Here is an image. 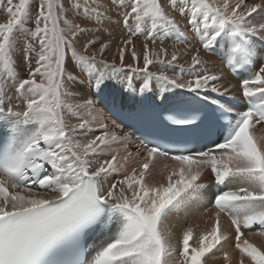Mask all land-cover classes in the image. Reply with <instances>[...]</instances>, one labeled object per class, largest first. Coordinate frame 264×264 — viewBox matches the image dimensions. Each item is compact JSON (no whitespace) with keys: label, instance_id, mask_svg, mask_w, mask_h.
Returning a JSON list of instances; mask_svg holds the SVG:
<instances>
[{"label":"snow or ice","instance_id":"6c2138e0","mask_svg":"<svg viewBox=\"0 0 264 264\" xmlns=\"http://www.w3.org/2000/svg\"><path fill=\"white\" fill-rule=\"evenodd\" d=\"M0 12V264H170L166 221L199 202L209 178L223 186L208 196L215 222L194 245L193 228L183 230L178 264L220 252L232 264L222 214L236 264H264V246L244 231L264 236V136L253 131L264 126V0H0ZM113 23L124 30L118 45L101 39ZM185 29L199 47H178ZM112 46L116 56L105 59ZM208 54L220 70H209ZM85 81L83 91L113 93L122 123L149 129L131 168L132 153L120 157L113 144L127 150L134 133L110 131L92 99L75 102L69 86Z\"/></svg>","mask_w":264,"mask_h":264},{"label":"bare ground","instance_id":"6f19581e","mask_svg":"<svg viewBox=\"0 0 264 264\" xmlns=\"http://www.w3.org/2000/svg\"><path fill=\"white\" fill-rule=\"evenodd\" d=\"M246 2H251V0H246ZM257 2H259V0H257ZM5 19H6L5 14L3 12H0V23L4 22ZM115 19H116V16L113 13V20H115ZM109 30L112 33L111 37L105 34ZM185 30L188 31V39L185 41L184 44L178 45V47L180 49L187 48L189 51H191L194 48L199 47L198 37H196L190 30H188V29H185ZM110 38L113 39L114 45L119 44L120 40L122 38H124V30L122 28V25L115 24V23L110 24V25L109 24L105 25L104 32L101 33V39H110ZM143 42H144L143 36L134 38V44H135L136 51H137L138 55L142 53ZM173 43H174V41L171 38H169L168 40L165 41V46L168 47L169 53H171V51H172L171 46ZM78 47H79V45H78ZM150 47H152L151 44H150ZM155 47H159V42H157V45ZM257 48L259 50H262V55H264V48L261 49L258 46H257ZM116 52H117V50H116L115 46L110 47V49L106 51L105 59L111 60L113 57L116 56ZM205 58L209 60L208 68L210 71H217L223 67L222 62L218 58H216L213 54H208ZM17 59H19V57H17ZM125 59H126V62L130 59V57L127 53H126ZM186 61L190 62V55L189 56L181 55L179 63L185 64ZM258 62H259V60L257 61V63ZM253 67H256V65H254ZM70 70H72V69H70ZM150 70L151 71H159V70H163V69H161L159 65H154V66H150ZM176 70H178V69H176ZM223 71L226 73L227 82H230L232 84H236L238 82V80H236L230 76V74L228 73V71L225 68H223ZM21 74L24 75L23 72H21ZM76 74L80 76V79H82V80L84 79V75L80 74L78 72V70L76 71ZM172 74H174V69L169 70V75H172ZM69 89H70V91L77 93V99L75 102L82 103L84 98L92 99L96 104V109L102 114L103 122L111 124L114 127V124L106 117V114L104 113V111H102L103 105H107L108 103L113 102V93L106 91L104 94H97L95 89H89L87 91H83L84 89H87V82L86 81L84 84H79L78 82L73 83L69 86ZM118 101L126 102L127 100L122 101L121 98L116 97V102H118ZM81 115H84L85 118H89V117H87L86 113L82 112ZM98 119H99V117H98ZM71 122L77 123L78 121L75 118H72ZM115 129L118 130V132L122 133V131L120 129H117V128H115ZM253 131H254V134L256 136H264V129L261 126H257ZM93 134H98V133H93ZM118 145H120V143L113 144V148L118 146ZM128 145H132L135 147L138 146L137 142L133 138H132V141L129 142ZM116 151L119 152L120 157H123L122 153L124 151L122 149H119ZM135 163H136V157L128 162V167L131 168L132 166L135 165ZM164 163H168V162L162 161L159 165V168H162ZM159 168L156 170V172H154V178L155 179H159V176H158ZM119 178H120L119 176H116V179H119ZM205 183H206L205 195L200 199L199 202L194 203L191 207H188L186 209H182L179 213L174 212L171 214V216L168 217L166 223H169V222L171 223V219H173V221L176 223V225H178V226H176L177 228L174 227V228H176L174 230V232L171 231V234L173 236L171 235L172 237H170V238H172V239L170 240V242L172 241L173 246L175 245L174 243H175L176 237L179 234H180L179 240H180V238H182L181 236H182L183 230L186 227L191 226L193 228L194 237L190 243L194 245L196 243L197 237L201 233L209 231L211 229L212 225L214 224L215 218H214L213 213H214L215 209L211 206V200L208 198V196L210 193H213V190L215 188L216 183L211 178H209V180L205 181ZM174 222L172 223L173 226H174ZM169 224H167V225H169ZM220 225H221L222 232H229L230 233V235H229L230 244H226L223 251L230 252L232 254V264H236V261L238 258V252L234 251V244H235L234 229L231 228V222L228 219V217L223 215V214L220 217ZM167 228L169 230L170 226ZM170 229L172 230L173 228H170ZM254 229L256 231H259V229L256 228V226H254ZM244 231H245L246 238L250 239L258 247L264 246V236H259V235L249 236L248 233L251 230H244ZM102 239H103V237L101 235H99V243L101 242ZM218 256H219L218 259L208 258L207 264H226V262L223 260V252L218 253ZM180 259H182V258L180 257ZM178 260H179V258H178ZM170 264H176L174 261V257L172 258Z\"/></svg>","mask_w":264,"mask_h":264},{"label":"rangeland","instance_id":"374dc122","mask_svg":"<svg viewBox=\"0 0 264 264\" xmlns=\"http://www.w3.org/2000/svg\"><path fill=\"white\" fill-rule=\"evenodd\" d=\"M175 70L176 69H174V72H175ZM177 71V70H176ZM103 111V110H102ZM109 126H110V131H116L118 134H122L121 132H118V130H116L114 127H113V125H111V124H109ZM114 150H119V149H122L124 152L122 153V156H126L129 152L130 153H132V157L129 159V161H131L132 159H134L135 157H136V152H137V147H135V146H132V145H127V150H125V146L124 145H122V144H120V145H118V146H116V147H114L113 148ZM171 218V217H170ZM167 222V221H166ZM174 221H173V219H171V223L169 224V223H166V225L167 224H169V225H167L166 226V229L168 230V228L167 227H169L170 226V228H173L172 230L169 228V230L170 231H172V232H174V230L177 228L176 226H178V225H176V223L174 222V226L172 225V223H173ZM173 226V227H172ZM174 227H176V228H174ZM179 229V228H178ZM172 235V234H171ZM173 236V235H172ZM171 236V237H172ZM179 237H180V234L176 237V240H175V245H174V247H175V249H176V252H177V255L176 256H174V261H175V263L176 264H178V262H179V260H180V257H178L179 255H178V252H179V249H180V244H179ZM182 237V236H181ZM172 238H170V240H171ZM181 239V238H180ZM171 243H172V241H171ZM178 258H179V260H178ZM178 260V261H177Z\"/></svg>","mask_w":264,"mask_h":264}]
</instances>
